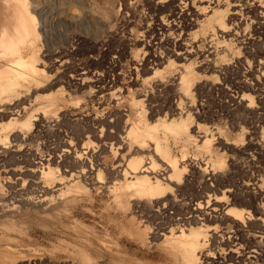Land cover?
<instances>
[{
	"label": "rangeland",
	"instance_id": "1",
	"mask_svg": "<svg viewBox=\"0 0 264 264\" xmlns=\"http://www.w3.org/2000/svg\"><path fill=\"white\" fill-rule=\"evenodd\" d=\"M118 1L115 7L106 6L109 11L97 0H24L30 11L40 12L36 29L27 25L23 0H13L7 8L5 1L0 3V16L11 24L15 37L13 42H3L7 39L0 28V69H12L14 63L27 62L34 54L46 74L42 83L24 80L15 92L0 97V166L21 171L0 183V200L5 199V204L0 202V264H178L174 254L152 236L163 233L169 224L175 230L180 225L181 230L187 228L179 219L188 216L186 208L192 209L188 203L196 193L205 190L219 196L223 191L213 182L208 190L201 186L199 168L207 167V173L225 176L226 183L234 185L231 189L237 198L225 199L228 209L251 211L250 205H238L239 197L250 199L249 188L264 192V150L255 149L264 136V112L257 109L264 106V78L255 72L258 62L264 61V35L253 32L248 25L252 20L244 17L248 0H222L215 8L225 23L220 32L216 21L205 29L207 18L202 16L203 7L213 0H176L182 13H189L188 19H169L170 9L160 0ZM185 4L201 15L195 20ZM116 11L119 16L113 17ZM231 30L237 35L228 36ZM168 64L173 66L170 71ZM185 70L193 76L188 90L181 91L176 73ZM76 74H83L86 83L68 84V77ZM140 113L148 127L167 138L170 155L189 175L190 184L181 192V216L174 209L156 215L135 198L119 200L108 192V169H123L136 151L142 150L143 155L153 151L150 138L142 145L130 143L129 150L119 144ZM50 117H57L59 125L53 127ZM176 128L184 132L181 139L174 137ZM98 130L103 131L101 138L94 134ZM201 137L208 139L210 153L200 148ZM68 138L74 148L87 143L95 151L90 163L99 164L101 184L96 183L95 173L82 176L73 186L77 192L61 204L13 208L17 199L36 197L31 191L42 182V169L23 175L38 162L35 154H43L48 162L42 168L49 164L57 176H78V168L58 157ZM101 140H108L107 147ZM222 142L227 143L225 147ZM211 156L223 161L218 172L209 167L214 161ZM82 157L85 162L86 156ZM251 178L261 183L254 187ZM17 188L23 190L21 196L15 194ZM203 226L216 229L214 234L221 232V226L213 222H203ZM250 232L264 238V230L252 228ZM241 245L237 241L236 247ZM218 249H226L225 243L212 237L206 240L207 253ZM237 252L234 257H241V250ZM253 262L264 264V243L256 249ZM219 263L237 264V260Z\"/></svg>",
	"mask_w": 264,
	"mask_h": 264
},
{
	"label": "bare ground",
	"instance_id": "2",
	"mask_svg": "<svg viewBox=\"0 0 264 264\" xmlns=\"http://www.w3.org/2000/svg\"><path fill=\"white\" fill-rule=\"evenodd\" d=\"M1 1L2 2L0 3H3V5L6 2V5H4L5 8H7V5L8 7H10L9 6L10 2L11 3L17 2V0L16 1L14 0V2H12L13 0H1ZM31 1L34 2V0H31ZM117 1L118 0H103L102 2V0L101 1L97 0V3L98 2H101L102 4L104 3L103 8H105L106 6H110L112 8V6L115 7V4ZM160 1L162 3L164 2L165 9L166 7L170 9V14L168 15L169 19L176 18V17L180 18L181 16H182L181 19L189 18L187 16L189 13L188 12L182 13L181 3L176 4L175 3L176 0H164V1L160 0ZM225 1L226 0H223V2ZM221 3H222V0H213L211 2H208V5L206 7H203L204 13L202 14V16L207 18L205 20L206 22L205 29L212 28L211 24L213 21H216L215 23H218V25L221 27V28L219 27L217 28L219 32L223 29L225 23L224 21H222L223 20L222 15L215 14L216 12L215 8H218ZM20 4L23 7L24 12L27 13V19H26V22L28 23L27 25L29 27L33 26L32 29H36L38 27L37 25L39 24L37 17H40V12H37L36 9H34L33 11H30L31 8L28 7V4H26L24 0ZM184 6H187V9L190 10L194 14L195 20L199 17V15H201L197 10L192 8L189 4L187 5L185 4ZM110 7H106V9L107 8L111 9ZM5 8L3 11H5ZM243 10H244V17L252 20L249 22L248 25L250 28H252L253 32L256 33L260 31L261 35H264V0H248V3L243 8ZM7 11L8 10L6 9V12ZM109 11H112V9ZM8 12L7 14L8 16H10ZM106 12L108 11L106 10ZM109 13L111 12H108L107 14L109 15ZM114 13L112 14L114 15ZM116 13L117 14H115L114 16L112 15V16L116 17V15H118V12L116 11ZM233 14L237 15L236 12H234ZM159 23L160 22H158V25ZM10 25L11 24H9V22L4 18V16H0V28L2 30L1 33H2V36H4L5 39H7L3 41L5 43H7V41L13 42L15 39L14 34L11 33L12 28H10ZM160 26L162 25L160 24ZM164 26L166 25L164 24ZM154 30H157V29H154ZM163 30L164 28H162V31ZM155 32L156 31H154L153 33ZM231 35L236 36L237 34L231 30L228 36H231ZM263 39H264V36H263ZM2 44L4 45V43ZM214 50H215V47H214ZM262 54L264 55V48L262 49ZM215 57L217 58V54ZM161 64L163 63H160L159 65ZM13 65L14 66L12 67V69H9V68L0 69V97L3 94H9L10 92H15L17 90V87H19L21 85V82H23L24 80H27L37 85L39 83H42L46 79V74L43 68H40L41 66L38 65L37 60L34 57V54L31 58L28 59L27 62H24V63L16 62ZM62 65L64 64L61 63L60 66ZM172 67L173 66L171 64H168L166 70L170 71ZM255 72L258 74L260 73V75H262L261 76L262 78L260 79L264 78V61L258 62V64L256 65ZM82 75L83 74H76L75 75L76 77L75 76L68 77L69 78L68 84L72 86H76V84L86 83L85 79L82 78ZM176 75L178 77L177 79H179V82H178L179 90L181 91L188 90L187 84L189 83L188 80L190 79V77L193 76L192 71L191 73L187 71L183 73L182 71V72H179V75L178 73H176ZM77 77H80V78H77ZM255 79L256 81H258L259 77ZM246 84L249 85L250 83L246 82ZM51 87L52 86H50V88ZM240 100L242 101V99ZM236 102H239V101L237 100ZM245 108L249 109L250 106H246ZM257 109L264 112V106L263 108L261 106ZM53 111L55 112L54 108H53ZM1 112L2 110L0 109V113ZM143 116H144L143 113H140L137 120L132 124L129 130L128 131L126 130L127 133L124 138L122 139H120L121 137L120 138L117 137V138L120 139L119 144H121V146L126 145L128 150H129L130 143L134 142L139 145H142L146 143L148 138H150L154 141L153 151L152 153L146 154V155H143L142 150L136 151L133 155L129 157L123 169L118 170L117 167L108 169V180L110 184V186L108 187V192L115 195L116 199H119V200H122L125 198H133V199L135 198L136 201H138V203L142 206V208L143 207L147 208L152 213L154 212L156 215L165 214L168 211H171L172 209H174V210H177V212H179V216H181V192L184 189H186L187 184H190L189 175H186V173H183V171L185 170L184 168H181V162L170 155L169 150L167 148V144H166L167 138L165 136H161V134L159 135L156 134V131L154 129H152L151 127H148V125L145 123V119ZM262 116H264V113ZM1 117H2V114H0V120H2ZM56 118L50 117V119L48 120V122L50 121L49 123L51 124L54 123L53 124L54 126L52 125L53 127L59 125L60 121L59 119L56 120ZM108 122H111V121H108ZM117 125H116V127H118L117 129H119V126ZM94 129L96 130V128ZM174 132H175L174 137L176 139H181V134L184 133V132L182 133L181 128H176V131ZM102 133H103L102 130H98L94 132V134L99 138L102 137L103 135ZM83 134H85V132ZM108 135L111 136V134H108ZM164 135L166 134L164 133ZM106 136L107 135L105 134L103 141L104 139L106 140ZM18 138L19 136H16L15 140H17ZM202 138H205V137H201V140L199 141L201 143L200 148H202V151L206 153H210V144H209L208 139L206 138L202 139ZM68 139H69V142L63 143V146H62L63 149L61 150V154L58 157L69 160L72 166H75L76 168H78V171H76V173H78V176H73L72 173L69 174L68 177H65L62 175L57 176L55 174L54 169L51 168L49 164L42 168L43 164L48 162V159H46L43 154H40L38 156L35 154L34 159L38 160V162H35L34 166H32L33 168H31L30 170H25V174L23 175H26V174L29 175V171L35 174L37 172L36 169L37 170L42 169V171L40 172V178L42 179V182L39 181L36 184L37 189L34 188L33 191H31L33 194H36V197L30 196V197L22 198L21 200L17 199L16 202L11 204L13 208H17L19 207V205H30L36 209H43L44 207L50 208L55 203L61 204L64 198L66 200L69 197V195L77 192V191H74L73 186L77 184V182H75L76 180H79L77 178H82V176L84 177V176L95 173L96 178H97L96 183L101 184V180L103 177L101 174V168L99 164L90 163V160L92 161L94 157L93 153H95V151L87 143H84L80 149L78 146L74 148V146L70 142V138ZM72 139L73 138H71V141L74 140ZM115 140L116 138L114 139V141ZM105 142L107 143L108 140ZM105 142H102V144L103 146L106 145L107 147V144ZM225 144L227 143L225 142L221 143L223 147L226 146ZM256 148L258 150H264V136L262 138L261 144L260 145L257 144L255 146V149ZM112 149L113 148L111 146L109 150L112 151ZM76 150H78L80 153L78 151L76 152ZM83 155L86 156L85 162L83 161V157H82ZM211 157H214V156H211ZM213 159L214 161L210 164L209 167H211L212 171L214 170L218 172L217 169H222L223 161L216 160V157H214ZM206 168L204 169L199 168V171H201L200 174L202 175H200L197 172L198 175L200 176L201 183L203 184L202 185L200 183L201 186H204V188H207L208 190L209 186L211 187L213 186V185H209V182H213L215 186L221 187L223 191L220 193L219 196H217L215 194L204 193L203 191L205 190L203 191L200 190L202 191V193H196L190 199L188 203V204H190V202L192 203V209L189 207L190 209L186 208L187 212L185 211L187 213L186 215L188 216L184 219H181V217L184 215L183 214L179 219L180 223L182 222L183 224H185L187 228L185 229L183 228L181 230V225H180L179 229L175 230L174 228L170 227V224H169L167 225L168 226L167 228L162 229L163 233L161 234H159L158 232L154 234L152 233L153 241L155 242L159 241L158 243L159 246L164 247L165 250H169L170 252H172L178 264H220L219 261L220 260L224 261L225 259H227L230 262L237 260V264H255L253 262V258L256 255V249L259 248L262 243H264V238L261 236V234L257 232H250V231L252 230V228L264 230V192H261L259 190L251 191L249 188L251 186L248 185L249 187L247 188H249L248 191L250 190V192L247 191V194L250 196V199H246L242 196V197H239L241 199V202H239L240 204L237 202L239 198L235 200V202H237L238 205H242V204L247 205V207L250 205L252 210L246 211L243 208L242 209H235V208L228 209V204L225 203V199L228 196L229 197L233 196V201L234 199L237 198V194L235 193L233 189H231V187H233L234 185L233 186L228 185L226 183L227 180H225V176L221 178L220 177L217 178V176L216 177L214 176L215 174L213 175V174L207 173ZM20 172L21 171L18 170L17 168L7 170L5 168L2 169V166H0V183H3L4 180L8 178L9 176H13V177L19 176ZM220 175L221 174L219 173V176ZM251 181L254 182L252 184L254 187L257 186L258 183H261V181L257 178H253V179L251 178ZM12 189H16L15 186H13ZM21 191L23 190H21L20 188H17V190H15L14 192L15 194L18 193V195L21 196ZM48 194H50V197H47ZM0 196H3V194H0ZM4 200L5 199H2L0 200V202L4 203ZM257 200H260L261 203H257ZM0 206H1V203H0ZM182 207H185V206L182 205ZM177 212L175 211L174 213H177ZM206 221L213 222L221 226L220 234H214V233H217L218 231L211 227H206L205 229V227L203 226V222H206ZM195 226H198V228ZM199 227L202 229H199ZM162 231L160 230V232ZM211 237L214 239H217L221 243H225L226 249H218L215 252L207 253V251H205L204 248L206 247V240L208 239L210 240ZM239 240L242 242V245L239 247H236L237 241ZM251 246H254L255 249L251 250L250 249ZM238 249L241 250V257H234V255H238V252H237ZM8 253L10 254V252ZM229 264H232V263H229Z\"/></svg>",
	"mask_w": 264,
	"mask_h": 264
}]
</instances>
